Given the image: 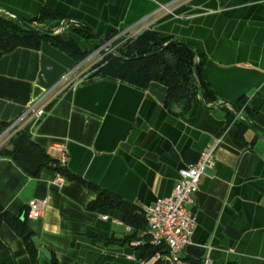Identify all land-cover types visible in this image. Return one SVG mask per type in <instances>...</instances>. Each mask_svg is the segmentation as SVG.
<instances>
[{
  "label": "crops",
  "instance_id": "1",
  "mask_svg": "<svg viewBox=\"0 0 264 264\" xmlns=\"http://www.w3.org/2000/svg\"><path fill=\"white\" fill-rule=\"evenodd\" d=\"M44 5L102 36L153 28L190 41L205 55L203 76L218 100L196 101L179 114L166 106L167 86L158 80L141 88L91 75L62 87L85 58L48 39L0 53V119L12 123L59 84L33 137L45 148L66 140L74 174L58 183L53 167L32 175L0 154V205L26 213L34 235L61 264H154L152 256H142L145 228L127 222L119 208H90L96 186L142 213L169 195L179 169L219 138L215 163L201 176L192 206L197 223L183 251L185 264L207 254L212 264H264V131L251 123L264 127V0H0V7L23 17ZM8 128L0 146L12 135ZM33 199L47 200L38 217L28 215ZM0 239L18 264H34L23 238L1 217ZM38 260L52 264L40 250Z\"/></svg>",
  "mask_w": 264,
  "mask_h": 264
},
{
  "label": "trees",
  "instance_id": "2",
  "mask_svg": "<svg viewBox=\"0 0 264 264\" xmlns=\"http://www.w3.org/2000/svg\"><path fill=\"white\" fill-rule=\"evenodd\" d=\"M16 16L7 9L0 10V53L18 46L39 47L43 40L48 39L66 49L78 60H82L100 45L94 36V30L85 23L71 20L78 25L74 24L70 29L61 32L34 25V21L58 25L63 19L70 20L61 11L49 5H44L39 14L26 17L28 23H23ZM116 33L112 31L103 37L109 39ZM204 62V53L195 46L187 45L183 38L162 35L156 29L146 28L124 39L116 52H107L95 63L92 75L119 78L141 88L147 87L152 80L161 81L167 86L166 106L176 113L184 114L196 101L208 103L218 100L215 89L203 76ZM239 123L245 124L243 120ZM8 125V122L0 119V134ZM0 154L12 157L32 175H38L44 166H51V160H57L56 153L50 152L34 139L29 124L12 134L6 143L0 146ZM53 168L59 169L66 177L74 176L67 166ZM96 187L98 193L89 203L90 208H119L127 222L147 229V218L143 212L136 211L134 203L110 189ZM0 217L6 219L23 238L33 263L39 264V249L33 240L34 230L27 222V214L21 217L0 205ZM140 248L142 256L147 258L152 256L158 247L151 243L150 235L145 234ZM51 263L61 264L55 254L51 257ZM0 264H18L10 246L1 239ZM154 264L166 263L156 260ZM198 264H202V261Z\"/></svg>",
  "mask_w": 264,
  "mask_h": 264
},
{
  "label": "built area",
  "instance_id": "3",
  "mask_svg": "<svg viewBox=\"0 0 264 264\" xmlns=\"http://www.w3.org/2000/svg\"><path fill=\"white\" fill-rule=\"evenodd\" d=\"M112 40L113 38H110L107 44L99 45L83 60L80 67L66 74L60 85L63 87L69 83L75 86L91 76L95 71V63L111 50L110 42ZM90 59L92 60L89 61ZM58 85L51 88L38 101L29 104L24 113L9 124L7 132L10 131L13 134L29 124L34 135L33 125H36L48 113V105L56 95ZM219 141V138L211 141L202 149L195 162L188 163L179 169L178 178L169 195L163 196L155 203L145 205L142 208V212L148 221L146 232L150 235L151 243L158 247L152 254L154 259L166 264H185L183 251L191 241L197 223L192 206L196 203V193L199 189L201 176L215 163V151ZM47 149L57 153V160L50 161L52 167L68 165L70 154L66 140L55 139ZM55 170L57 173L56 181L58 183L64 182L67 179L65 174L59 169ZM46 202V199L31 200L28 215L30 217L41 215L46 207ZM140 264L148 263L145 259H140ZM202 264H212L209 254L204 257Z\"/></svg>",
  "mask_w": 264,
  "mask_h": 264
},
{
  "label": "rangeland",
  "instance_id": "4",
  "mask_svg": "<svg viewBox=\"0 0 264 264\" xmlns=\"http://www.w3.org/2000/svg\"><path fill=\"white\" fill-rule=\"evenodd\" d=\"M1 9L3 10L4 8L0 7V10ZM24 18H26V17H24ZM33 24L36 25L37 27H44V28H47V29H51L54 32H61V31H64L65 29H70L72 27V25H74V24L78 25V23L73 22V21L68 20V19L67 20L66 19L61 20V22L58 25H53L52 23H46V22H40V21H34ZM137 33H139V32H136L134 34H128V33L119 34V35L116 34L113 37H111V38H113V40H112V42H110V46H111L110 52H116L117 49H118V46L121 45V42L124 39L132 37V36L136 35ZM91 60L92 59H90L89 61H91Z\"/></svg>",
  "mask_w": 264,
  "mask_h": 264
},
{
  "label": "water",
  "instance_id": "5",
  "mask_svg": "<svg viewBox=\"0 0 264 264\" xmlns=\"http://www.w3.org/2000/svg\"><path fill=\"white\" fill-rule=\"evenodd\" d=\"M17 17V19H19L20 21H22L23 23H28L27 21H26V19L23 17V16H21V15H17L16 16ZM94 36L96 37V39L99 41V43H100V45H102V44H107L108 43V39H105L102 35H100L99 33H97V32H95L94 31ZM183 41L187 44V45H189V46H194L190 41H188V40H186V39H183ZM259 100V103H257V106H260L261 105V102H262V98H259L258 99ZM234 107H236L235 105H234ZM251 123L254 125V126H256V127H258L260 130H262V131H264V127H262L260 124H258L256 121H251ZM33 240H34V242H35V245H36V247L46 256V257H48V258H51L52 257V250L51 249H49L48 247H46L45 245H43L42 243H41V240H40V238L39 237H37L36 235H33Z\"/></svg>",
  "mask_w": 264,
  "mask_h": 264
},
{
  "label": "bare ground",
  "instance_id": "6",
  "mask_svg": "<svg viewBox=\"0 0 264 264\" xmlns=\"http://www.w3.org/2000/svg\"><path fill=\"white\" fill-rule=\"evenodd\" d=\"M52 153H56V152H52ZM56 155H57V153H56Z\"/></svg>",
  "mask_w": 264,
  "mask_h": 264
}]
</instances>
